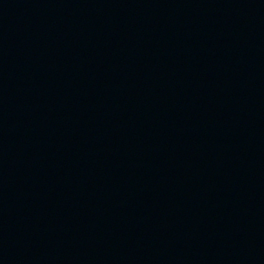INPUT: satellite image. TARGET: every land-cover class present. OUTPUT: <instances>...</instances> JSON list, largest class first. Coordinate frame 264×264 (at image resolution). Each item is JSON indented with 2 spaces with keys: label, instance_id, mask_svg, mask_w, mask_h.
I'll return each mask as SVG.
<instances>
[{
  "label": "water",
  "instance_id": "obj_1",
  "mask_svg": "<svg viewBox=\"0 0 264 264\" xmlns=\"http://www.w3.org/2000/svg\"><path fill=\"white\" fill-rule=\"evenodd\" d=\"M0 264H264V0H0Z\"/></svg>",
  "mask_w": 264,
  "mask_h": 264
}]
</instances>
